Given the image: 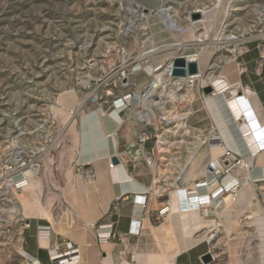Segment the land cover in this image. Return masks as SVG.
Masks as SVG:
<instances>
[{
  "label": "rangeland",
  "instance_id": "374dc122",
  "mask_svg": "<svg viewBox=\"0 0 264 264\" xmlns=\"http://www.w3.org/2000/svg\"><path fill=\"white\" fill-rule=\"evenodd\" d=\"M216 1L163 0L160 8H151L137 0H0V162L10 160L13 150H17L28 162L33 159L34 164L38 165V173L33 172V175L41 181L44 201L50 196L57 197V193L62 195L69 172L72 179L82 176L85 185L91 183L87 180V173L93 168L88 170L87 165H92L79 161L77 134L82 131L83 116L98 113L101 117L102 109L106 117L101 118L105 119L109 130L117 127L110 119L114 117L120 125L118 130L123 127V130L134 134V142L130 144L133 145H129L130 150L128 148L127 151L134 154H127V158L130 163L150 162L157 178L155 189L160 193L159 199L168 206L170 194L176 191L178 184L181 191L192 185L186 186L178 181L173 186L182 167L188 164L192 166L197 161V157L192 160L195 156L193 153L207 149L204 143L209 137H203L199 130L190 126L186 128V121L179 120L189 114V103H192L190 97L188 102L179 99L192 95L193 90L198 88L204 95L205 87L201 84L202 80L192 87L188 84L179 87L178 77L169 73L163 83L158 84L156 76L165 73L169 65H174L175 58L194 55L201 50V46L189 39H181V42H185L181 48L165 49L180 42L169 30L173 21L187 29L191 26V19L203 20L204 16L199 10L213 9ZM222 3L223 12L219 18L216 15L211 23L215 30L212 34L208 33L210 38L202 47L215 49L207 56L209 59L199 58V62L205 63L202 73L205 79L210 75L219 77L226 67L224 64L231 59L240 74V69L246 67L241 61L252 49L259 54L257 66L264 65V0H222ZM165 30L167 37L161 35ZM204 34L203 26L195 31L196 39ZM229 36L238 40L230 46L218 47L216 40ZM155 49L157 51L146 60L140 59ZM120 67L130 71L125 80H115L117 75L122 74L117 73ZM134 68L138 70L132 71ZM150 85L156 88L151 98L147 94ZM172 91L176 96L174 100L169 97ZM67 92H74L78 102L85 101L80 113L72 117L76 139L69 133L72 124L66 121L70 109L59 103L61 96ZM129 94L132 95L129 108L117 113L113 102ZM230 96L228 94L227 98ZM159 101L161 106H155ZM145 115H149L148 125L141 121ZM94 119V116H90L86 121L92 122ZM86 121L83 120L84 128ZM140 134H147L150 138L144 147L138 144L136 136ZM197 146L198 150H195ZM48 149L49 153H46ZM240 151L243 158L248 157ZM83 155L86 158V150ZM207 162L208 158L204 157L201 166L205 167ZM255 163H258L257 160ZM92 174L90 177H93L94 183L96 173ZM114 174L117 179V172ZM246 178H249V173L242 171L240 179L243 183ZM203 179L196 180L202 183ZM229 189L225 188V192ZM254 189L244 190L241 195L246 196L251 192L252 200L258 197L259 208L264 213V184H257ZM23 194L24 191L17 196L10 195L12 207L17 209L19 216L11 218L13 223L8 232L7 228H0V264L26 262L21 251L27 230L23 229L25 223L19 212L25 208L18 197ZM228 195L223 197V202L226 208L234 209L240 196L226 200ZM179 199L177 197L174 202L178 211L181 210ZM113 205L117 207L115 202ZM238 206L240 209L237 210L242 215L239 223L248 235L251 222L246 220L245 211L249 212V204L242 205L239 201ZM166 216L164 220L155 221V226H163L169 213ZM211 218L221 223L217 217ZM257 224L259 227L263 225L260 220ZM212 236L214 239L208 244L215 255L214 263L227 264V230L222 225Z\"/></svg>",
  "mask_w": 264,
  "mask_h": 264
},
{
  "label": "crops",
  "instance_id": "0c3cea01",
  "mask_svg": "<svg viewBox=\"0 0 264 264\" xmlns=\"http://www.w3.org/2000/svg\"><path fill=\"white\" fill-rule=\"evenodd\" d=\"M255 51L257 50H250L242 59L241 62L246 66L243 72L238 74L237 66L232 63L226 65L221 75L226 77L229 84L240 83L244 95L246 90L252 92L249 103L254 118H259L257 120L264 124V65L263 67L257 66L256 61L259 59V54ZM198 66L203 73L205 63L200 61ZM188 96L192 97L190 99L192 103H189V114L182 117L183 119H179L186 121V128L191 127L199 130L203 137L209 136L207 140L214 135V132H219L218 122L221 120L227 121V124L230 121L231 124L228 126L232 133L238 131L236 123L228 113L224 112L226 109L221 108V111L215 107L214 103L206 99L210 95H203L198 88ZM252 98H254L253 102ZM90 116H94L95 119L92 122L86 121ZM101 117L106 116L101 115ZM101 117L98 113L83 116L82 131L77 134L78 142L81 140L79 142V161L92 165L96 173V181L85 185L82 176L72 179L71 172H69V179L65 183L62 195L57 193V197L50 196L44 201L43 191L40 199L27 203L25 209L30 212V215L26 218L28 219L27 224L29 223L30 226L26 228L27 231L23 239L25 250H22L28 257L40 264H51L49 250L58 248L62 251L65 249L66 243H72L79 250L80 264H203V255L213 253V249L208 244L214 239L212 235L223 225L229 238L225 251L229 259L227 264H264V219L262 217H255L253 221H250L251 225L248 228L251 231L247 235L239 223L242 215L237 210L240 209L238 205L229 211L222 209L214 213L211 212L206 217L202 216L201 211L185 216L181 210L178 211V208L172 209V204L177 197L181 199L178 201L180 208L181 205L182 208L188 207V205L181 204L182 194H186L189 203L191 194L206 193L203 190L195 191V186L198 183L196 179L205 178L206 175L210 159L208 143L206 144L209 157L204 167L205 174L201 177H188L187 173L181 170L180 176L176 177V183L173 184L176 186L178 181L186 186L192 183L189 188H184L186 191H180L181 187L178 184L180 188L177 185L176 191L170 194L168 211L169 216H177L176 226L173 228L156 227L155 221L158 213L166 204H163L159 199L161 198L158 195L160 193L155 189L157 178L154 168L148 161L130 163L127 154L133 155L134 152L127 153V151L130 150L129 145L134 142V134L132 135L131 131L123 130V127L118 130L120 125L116 123L117 119L114 117L109 118L117 124V127L109 130L105 119ZM83 120L86 121L85 128ZM73 126L74 124L71 125L69 133L76 139V134H73L75 132ZM213 130L214 132H212ZM237 133L235 135L238 139L240 135ZM226 144L231 148L230 144L227 142ZM237 149L243 151L245 147L239 142ZM84 150L87 153L86 158L83 155ZM195 150H198V146ZM195 150L193 147V151ZM114 156L122 157V160L118 166L111 168L110 164ZM194 157L192 160H195ZM196 160L193 164H198L191 166L194 169L199 166V161ZM115 172L118 174L117 179L114 178ZM162 189L164 190V187H161ZM56 190L59 192V189ZM181 192L182 194H180ZM126 195L129 198L122 202L119 208L113 207L115 201ZM137 195L146 196L148 206L145 210L134 204ZM194 202L196 203V200ZM56 203H58L57 206ZM259 205L261 206L260 203ZM182 211L185 212V210ZM45 212L50 217L44 216ZM261 212L263 213V210ZM211 217H217L221 223L214 221ZM136 219L141 220L140 231L138 234H131L132 223ZM258 220L263 224L260 227L257 224ZM106 226L109 229H105ZM48 227L51 230L50 238L48 241H43L39 238L38 230ZM110 231L117 234V237L111 240L100 239V234ZM201 232L203 233L201 234ZM198 233L200 235L197 236ZM212 255L215 262L214 253ZM170 257L171 259H169ZM214 262L211 264H215Z\"/></svg>",
  "mask_w": 264,
  "mask_h": 264
},
{
  "label": "bare ground",
  "instance_id": "6f19581e",
  "mask_svg": "<svg viewBox=\"0 0 264 264\" xmlns=\"http://www.w3.org/2000/svg\"><path fill=\"white\" fill-rule=\"evenodd\" d=\"M162 1L163 0H137V2H140V3L144 4L145 6H149L151 8H160ZM214 5H215V7L213 9L203 8V9L198 11L199 13L203 14V16H204L202 21H194L191 18H189V19H191V26L187 29H183L180 25L177 24V22L173 21V25L172 26L170 25L171 27L169 30L175 38L179 39L180 42L175 43V44H171V45L165 47V49L181 48L182 47L181 45L185 44V42H181L182 41L181 39H189V40H193V42H195L197 45L201 46V50L197 54H194L195 53L194 52L193 53L194 55L185 56L184 58L186 59V61L198 63L199 58L202 56H204V59H206V58L209 59V57H207V56H209L210 52L214 51L215 47H212V48L209 47L208 49H204L202 47H203V45L206 46V43H207L208 39L210 38L209 34H212V32H214V30H215V29L213 30V28L211 26L212 21L214 20V18H216V15L219 18V15L223 12V9H224L222 0H217L214 3ZM160 12L162 13L163 11H160ZM222 17H225V16L222 15ZM220 21H222V18H221V20H218L219 23H220ZM168 24H169V22H168ZM200 26H203V28L205 29V34L202 36H199V38L196 39L195 31ZM217 27L219 28V26H217ZM145 31H147V30H145ZM161 33H162L161 35H163V37H167V35H168V32L166 30L162 31ZM237 40H238V38L234 37V36L222 37V38L216 40V44L218 45V47H224L226 45L230 46V44L232 45V43H235ZM156 51H157L156 49L149 51V52L145 53L140 59L142 61L146 60V58H148V56L151 53H154ZM208 59L206 61H209ZM233 62H234V60L231 59L228 62H226L224 65H230ZM170 67H171V65L168 66L167 71L165 73H162V74L156 76V82L158 84L163 83V80H165V77L168 75V73H170ZM219 68L221 69L220 66H219ZM240 71H241V69H240ZM197 75H198V82L202 80L203 83H201V84H203L204 87L210 86L212 88V94L209 97H206V99H208L210 102L214 103L215 107L219 108L221 111H222L221 108H224V110L226 109V111H224V112H226V114L228 113L230 118L236 123V129H238V131H237L238 133L236 131L234 133H232L229 126H228L229 124H231L230 121H228L229 124H227V121H222V120L218 122V128H219L218 130H219V133L222 137V140L223 141L225 140L228 144H230L232 150L233 151L235 150V152H237L238 154H241L240 150L237 149V144L239 142L241 145H244V147H245V149H243V152H246V153H244L245 155H248L250 153V150H251L252 157H250V159L248 160V164L246 166L248 169L251 168V165L256 160L258 161V167L264 166V152L259 153L258 152L259 147L255 148V149H254V147H251V149L249 148V145L253 142H256V139L260 138V136H264V124H261L260 120H257L259 118H256V119L254 118V113H253L252 108H251L250 103H249V99L252 95V92L249 90H246L245 95L243 94V100H239L240 93L238 91V86L240 87V83L229 84L226 77L222 76L221 74L219 77L214 76V75H210L207 79H205L200 70H199V74H197ZM185 80H186V77H179L177 79V81H179V83H177V84H179L178 86H180V84ZM243 92H244V90H243ZM228 94L231 95L229 99L227 98ZM169 97L172 100L175 99L176 96L173 95V91L171 93H169ZM188 99H189V96L184 95L179 100H181L182 102H185V101L188 102ZM191 99H192V97H191ZM223 101H224V106H223ZM59 103L61 104V106H64V107H67L68 109H70L69 114H68V118L66 119V121L73 125L74 118L72 120V117H74L77 114V112L80 113L81 109H83V106L85 105V101L84 102H78L74 92H67L66 94L61 96ZM158 105L161 106V104L159 102H158L157 106ZM76 106L79 108L78 109L79 111L76 109L77 108ZM72 110H74V111H72ZM119 110H121V109H119ZM59 111L61 112V110H59ZM100 113L102 116H106V114H102L103 112L100 111ZM233 121H232V123H233ZM240 122H242V123L240 124ZM231 129H233V128H231ZM212 132H214V130ZM235 133L240 135V138L237 139ZM238 140H239V142H238ZM226 142H225V144H226ZM206 143H208V145H209L210 159H209V162H208V165L206 168L205 177L207 176V172H208L207 170L211 169L209 167H211L212 165L217 166L220 163L219 158H221L225 154L224 147H222V146H213L212 147L211 146L212 144H209L210 143L209 140L206 141L204 144H206ZM226 146L228 148H230L227 144H226ZM238 148H240V146H238ZM160 151H162V149ZM255 153H257V154H255ZM194 154H195V158L197 157V159L199 161V166H197L198 168L196 167L197 169H194L191 166H189V164H188L186 166H183L181 170H184V172L187 173L188 177H193V176H200L201 177L202 175L205 174V168L201 166V161H203L204 157L205 158L209 157L208 156V149L198 151L196 153H193V155ZM197 164H195V165H197ZM256 169H259V170H256ZM249 173H250L249 174V180L246 178V180L244 181V184L240 190L237 188L232 189V190L229 189V192H228L229 195L227 196L226 200H228L229 197H232L234 199H238V197L240 196L239 197L240 199L238 200L237 204H235L234 207H236V205H238L239 201H240V204L242 203V205L249 204V208H248L249 212L246 213V215H247L246 220L253 221L255 217H262L264 219V216H263L264 214L261 212V209L259 208L260 205L258 203L259 202L258 197H256V198L254 197L252 200L251 199L252 198L251 192H249L248 195H246V196L241 195V193L244 189L249 190V191H253V189L255 188V185L250 182V179L259 178V177L263 176L262 168H255L252 171L250 170ZM26 176L29 177L27 188L24 189V194L22 196H18L21 203H22V206L24 208H26L28 202L30 203L33 200L36 201V200L40 199L42 191H43L42 184H41L39 177H37L36 175H33L32 171L27 172ZM235 181H239L237 176L236 175H230V177L225 180L224 187L230 188V186H232ZM199 183L196 184V186H195L196 190L195 191H197V190L205 191L206 190V193L196 194V192H195L194 194L196 195V199H195L196 203H197L196 205H198V206L195 208H192L190 206L191 202H189L188 203V209H183L182 205H181L180 209H181L182 214H184L185 216L186 215L189 216L193 213H198L199 211H201L202 216L206 217L207 215H210L211 212L214 213L217 211H221L222 209L223 210L226 209V211L230 210L229 208H226V204H224V202H222L220 204V206L214 204V201H213V198L211 195V191H213L212 187H210L208 184H206L205 190L200 189L198 186ZM225 203H226V201H225ZM174 207H175V205L172 204V209ZM210 207H213V208L215 207V208L210 209ZM182 210H185V212ZM14 211L16 213L18 212L17 210H14ZM19 212L21 213L22 218H26V217L28 218V216L30 215V212H27L26 209H22V211L20 210ZM44 216L50 217V215L47 214V212L44 213ZM167 219H168L167 222L163 225L164 227L173 228L174 226H176V224H177L176 222L178 220L177 216H173V215L168 216ZM41 240L48 241L47 238H44V237H42ZM21 254H22L23 258L26 260L25 264H34L35 263V261L32 258L28 257L23 252V250L21 251ZM79 264H80V262H79Z\"/></svg>",
  "mask_w": 264,
  "mask_h": 264
},
{
  "label": "built area",
  "instance_id": "2783aa9c",
  "mask_svg": "<svg viewBox=\"0 0 264 264\" xmlns=\"http://www.w3.org/2000/svg\"><path fill=\"white\" fill-rule=\"evenodd\" d=\"M248 53V52H247ZM126 68L124 67H120L117 73L122 72L121 75H117L115 77V80L118 78L120 80H125L126 77H128V74L130 71H125ZM137 71L138 69L134 68L132 69V71ZM245 69L244 67L241 68V72H243ZM173 73V64L170 67V76H172ZM116 75V74H115ZM113 75V76H115ZM179 78V77H178ZM198 82V75H192V76H187L186 80L183 81L179 87H182L184 84H188L194 86L196 83ZM155 87L151 86L148 87L147 89V94L148 97L151 98V96L154 94L155 91ZM238 91L240 93V97L239 100H243V95H241L242 87L238 86ZM132 100V95H126L123 97H120L118 99H116L112 106H114L117 110L121 109L124 110L125 108H129V102ZM160 103V101H159ZM158 102L155 103V106H157ZM101 112L102 109H100ZM141 121L144 123H146L147 125L149 124V115H145L142 117ZM171 124V123H170ZM147 134H140L137 135V140H138V144L141 147H144L146 145V143L150 140L149 136H146ZM213 138L210 141V144H212L211 146H222L225 149V154L219 158V164L217 166L212 165L211 169H208L207 171V176L203 179L204 181L202 183H199L198 186L200 189H204L206 188V184H208L210 187H212L213 191H211V195L214 201V204H217L218 206H220V204L223 202V197L227 194H229L227 192H225V187H224V182L227 178L230 177V175H236L237 178L239 179V181H235L234 184L232 186H230V189H241L243 186V182L240 179L241 176V172L242 171H246V173H249V171L254 170L255 168H262L263 170V176L259 177V178H254V179H250V182L252 184H254L255 186L257 184H264V167H258L257 164L254 162L251 165V168H247V164H248V160L250 159V157H252L251 154V150L250 153L248 154L247 158H243L240 154H238L237 152L233 151L232 149L228 148L225 144V142L222 140V137L220 135L219 132H214V136L211 137ZM251 147L258 148L259 147V153L264 152V136H260V138L256 139V142H253L249 145V148L251 149ZM45 150H43V152L45 153ZM49 149L46 151V153L48 152ZM257 154V153H255ZM119 160V163H121V158L122 157H117ZM34 160L32 159L31 161H27L25 160L22 155L17 151V150H13V153L10 157V160L8 161H1L0 162V228L4 227L7 228V232L9 231V227L12 225L13 221L11 218H13L14 216H19L17 215V213L14 210H17L15 208H13L12 206V202L10 201V195L14 194V195H18L19 192L24 191L25 188H27L28 185V178L26 176L27 172H34V173H38V168L36 164H34L33 162ZM256 164V165H255ZM81 164H78V166H80ZM111 168H113L114 166H118L116 164H114L111 160V164H110ZM245 167V168H244ZM93 167H91L90 165H87L86 169L90 170ZM93 171H89L87 173V175L89 177H87V180L89 182L93 181V177L92 176ZM239 172V173H238ZM95 173V172H94ZM250 174V173H249ZM95 177V175H94ZM249 180V178H247ZM246 180V179H245ZM86 182V181H85ZM88 183V182H87ZM182 190V189H181ZM180 190V191H181ZM186 191V190H184ZM206 192V190H205ZM182 194V192L180 193ZM190 195V194H189ZM183 196V197H182ZM182 203L183 206L188 205L184 204V201H187V196L186 194H182ZM129 197L123 196L120 199H118L117 201H115V205L117 207H120L121 203L126 201ZM196 199V195L195 194H191L190 196V206L192 208L196 207V204L194 201ZM134 204L141 207L143 210H145L147 208V198L146 196H135L134 199ZM116 207V208H117ZM183 209H188V207L183 208ZM169 210V206L164 207L161 211H159L158 213V217L156 218V221L159 222L161 219H165L167 216V214ZM22 220H24L23 222L25 223L24 228L26 229L27 227H29V223L27 224V218H23ZM137 220V221H136ZM133 221L132 225L133 227L131 228V234H138L140 231V227H141V220L140 219H136ZM17 222V221H16ZM105 229H109V227H104ZM111 228V226H110ZM50 228H39L38 230V234H39V238H47V240H49L50 238ZM45 234V235H44ZM117 237V234L113 233L112 231L110 232H104L102 234H100V239L101 240H111ZM49 260L51 262V264H79V250L77 247L73 246L72 243H66L65 245V249L60 251L58 248L57 249H51L49 250ZM34 264H40L39 262L35 261Z\"/></svg>",
  "mask_w": 264,
  "mask_h": 264
},
{
  "label": "water",
  "instance_id": "95a60500",
  "mask_svg": "<svg viewBox=\"0 0 264 264\" xmlns=\"http://www.w3.org/2000/svg\"><path fill=\"white\" fill-rule=\"evenodd\" d=\"M199 74V66L197 62H187L184 57H178L174 60L173 65V77H187ZM204 93L210 95L212 88L210 86L204 88ZM112 162L116 165L119 164V160L116 156L112 158ZM203 264H211L214 262L212 253H207L202 257Z\"/></svg>",
  "mask_w": 264,
  "mask_h": 264
}]
</instances>
